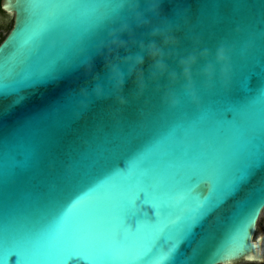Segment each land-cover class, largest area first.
Listing matches in <instances>:
<instances>
[{
    "label": "water",
    "instance_id": "95a60500",
    "mask_svg": "<svg viewBox=\"0 0 264 264\" xmlns=\"http://www.w3.org/2000/svg\"><path fill=\"white\" fill-rule=\"evenodd\" d=\"M123 3L2 0L0 9L13 17V24L0 50L7 54L15 41L22 52L10 64L0 65V86L10 76L18 79H12L9 87L21 86L29 75L63 56L66 44L118 14ZM162 9L177 41L165 48L168 72L177 74L175 81L167 74L153 80L152 61L145 54L142 94L135 76L127 77L121 93L127 103L121 105L115 97L101 100L86 119L73 122L71 100L65 102L72 89L112 87L105 56L113 26L106 23L90 41L100 52L92 70L98 80L80 72L27 93L17 106L0 100V253L15 239L35 244L32 264H64L74 253L82 254L88 264H264V234L254 239L264 206L244 247L222 253L232 201L223 203L220 195L195 235L179 243L183 222L194 212L186 176L197 171L210 184L227 181L249 146L264 149V94L258 95L264 89V0H164ZM31 15L36 16L31 33H16L18 22ZM184 17L190 22L185 23ZM134 39L119 50L121 58L140 53L139 42L148 44L153 37L143 28L136 30ZM222 47L233 67L228 92L219 79L224 64L216 61ZM188 56L197 58L191 67L195 100L185 91L180 64ZM208 64L214 69L211 79L203 74ZM120 66L126 73L127 65ZM250 93L252 97L240 104L245 119L230 120L225 113L231 107L228 96L239 99ZM172 99L179 103L173 106ZM198 99L203 102L200 107ZM119 107L126 123L154 122L160 139L129 156L117 143ZM249 127L256 132L255 144ZM121 160L125 169L118 167ZM141 189L152 193L155 217L145 209V218L133 227L126 222L127 205ZM75 193L84 194L62 211Z\"/></svg>",
    "mask_w": 264,
    "mask_h": 264
},
{
    "label": "snow or ice",
    "instance_id": "6c2138e0",
    "mask_svg": "<svg viewBox=\"0 0 264 264\" xmlns=\"http://www.w3.org/2000/svg\"><path fill=\"white\" fill-rule=\"evenodd\" d=\"M122 6V5H121ZM185 23L190 20L184 17ZM106 21L101 20L88 33L76 38L71 43L66 44V51L63 56L49 63L43 71L34 72L29 75L19 87L11 88L9 83L18 77H8L3 79V86H0V100H10L11 106H17L24 102L26 94L38 88L58 83L67 77L86 72L92 79L98 80L99 75L93 73L94 60L100 54L98 47L90 44L92 38L106 25ZM36 24V16L31 15L22 22H18L16 33L20 32L28 36ZM173 31V27L171 26ZM22 48L18 42L13 41L10 49L0 50V65L10 64L14 59L21 55ZM91 69V71H86ZM119 73L113 74V79L119 78ZM214 77L212 78L213 81ZM219 79L225 92L231 88L233 83V67L229 57L227 63L219 73ZM264 94L261 89L258 95ZM121 95L120 91L113 86L105 91L99 85L96 87L79 86L72 89L65 99L71 100L70 116L73 122H80L86 119L94 104L101 100L115 97L117 100ZM248 97L239 99L228 96L231 107L225 112L230 120L237 121L245 119V113L240 110V104ZM199 107L202 101L198 99ZM123 107L115 113L117 143L127 149L129 156L143 150L145 146L159 140L161 134L156 130L155 123L148 124L145 120L135 122H125L121 117ZM248 135L251 144H255L256 132L249 127ZM102 163V161H97ZM95 167V165H94ZM120 169H125L127 165L123 160L119 162ZM87 179V175L84 177ZM186 183L189 190V197L194 205V212L190 219L183 222L179 243L189 241L195 235V229L200 226L204 215L213 207V200L217 195L223 197V203L232 201L229 211L228 229L225 243L221 247L222 253H232L240 251L246 242L249 229L255 220L260 207L264 206V149H257L249 146L234 163L229 172L227 181L221 179L214 184H210L205 176L197 171H193L186 176ZM256 179V183L252 181ZM244 193V195H240ZM251 193H258L252 195ZM84 193L71 194L62 211H67L72 204ZM145 209L149 217H155L156 209L152 204V193L147 190H138L129 198L127 205L126 222L133 227L137 220L145 218ZM178 246V245H177ZM37 248L33 242H19L15 239L10 240L0 253V264H32ZM64 264H88L82 254H70Z\"/></svg>",
    "mask_w": 264,
    "mask_h": 264
},
{
    "label": "clouds",
    "instance_id": "9594fccd",
    "mask_svg": "<svg viewBox=\"0 0 264 264\" xmlns=\"http://www.w3.org/2000/svg\"><path fill=\"white\" fill-rule=\"evenodd\" d=\"M163 3L164 0H124L121 11L107 21V23H110L113 27L110 31L112 37L111 43L106 46V67L112 86L117 88L120 93L123 92L126 78L133 75L135 76V84L138 92L141 94L143 93L146 87L142 68L145 54L152 61L151 78L153 80L159 79L165 74H167L172 81L177 79L176 73L168 72V66L165 62V48L174 46L177 41L172 34L171 22L163 12ZM143 28L149 29V33L153 39L148 44H144L142 41L139 42L138 46L141 49L140 53L126 55L121 58L119 56V50L122 48L127 49L129 41L135 43L134 37L136 30ZM125 35L129 38L128 40L123 39ZM155 38H159V44L156 42ZM196 59L195 56H188L180 61L182 65V75L185 80L184 88L193 100L197 99V97L195 93L190 90L193 83L191 67L196 62ZM216 61L224 65L227 63L228 55L223 47L218 50ZM121 63L127 65L126 73L121 68ZM114 70L120 74L119 78L115 80L113 79ZM86 71H91V69H87ZM213 71L212 64H208L203 69V74L208 79H211ZM100 88L103 89L102 87ZM118 102L121 105L127 103L123 95L119 96ZM177 103H179L177 99L171 100L173 106Z\"/></svg>",
    "mask_w": 264,
    "mask_h": 264
},
{
    "label": "rangeland",
    "instance_id": "374dc122",
    "mask_svg": "<svg viewBox=\"0 0 264 264\" xmlns=\"http://www.w3.org/2000/svg\"><path fill=\"white\" fill-rule=\"evenodd\" d=\"M6 16H0V43L3 41L4 38L7 37L8 33L10 32L13 24V17L11 16L9 19L8 24L6 23ZM264 234V212L260 215L256 226V234L254 239L258 236ZM237 264H260V263H250V262H241Z\"/></svg>",
    "mask_w": 264,
    "mask_h": 264
},
{
    "label": "flooded vegetation",
    "instance_id": "af4514ba",
    "mask_svg": "<svg viewBox=\"0 0 264 264\" xmlns=\"http://www.w3.org/2000/svg\"><path fill=\"white\" fill-rule=\"evenodd\" d=\"M1 2H2V0H0V4H1ZM0 14H1V15H4V16L7 17V18H6V23L8 24V22H9V19H8V18H10L11 16H7L6 14H4V13L1 11V9H0ZM4 39H5V38H4ZM4 39H3V40H4ZM2 42H3V41H2ZM2 42H1V43H2ZM1 43H0V44H1ZM250 263H251V262H250Z\"/></svg>",
    "mask_w": 264,
    "mask_h": 264
},
{
    "label": "bare ground",
    "instance_id": "6f19581e",
    "mask_svg": "<svg viewBox=\"0 0 264 264\" xmlns=\"http://www.w3.org/2000/svg\"><path fill=\"white\" fill-rule=\"evenodd\" d=\"M262 249H264V246H262Z\"/></svg>",
    "mask_w": 264,
    "mask_h": 264
}]
</instances>
